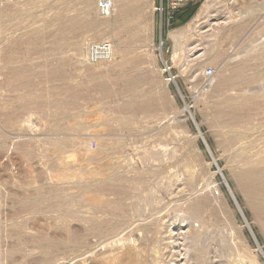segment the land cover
Masks as SVG:
<instances>
[{
	"label": "rangeland",
	"instance_id": "374dc122",
	"mask_svg": "<svg viewBox=\"0 0 264 264\" xmlns=\"http://www.w3.org/2000/svg\"><path fill=\"white\" fill-rule=\"evenodd\" d=\"M97 1L0 0V264H264V0Z\"/></svg>",
	"mask_w": 264,
	"mask_h": 264
},
{
	"label": "built area",
	"instance_id": "2783aa9c",
	"mask_svg": "<svg viewBox=\"0 0 264 264\" xmlns=\"http://www.w3.org/2000/svg\"><path fill=\"white\" fill-rule=\"evenodd\" d=\"M185 0H167L166 10L165 6H161L159 9L161 12L166 11L170 15L178 7H181L184 4ZM97 8L100 15L107 17L111 15L113 8V0H98ZM113 48L111 43L102 42L100 44L92 45L87 52V60L89 62L97 63L100 61H105L111 58ZM214 74V69L209 68L206 70V75L212 77Z\"/></svg>",
	"mask_w": 264,
	"mask_h": 264
},
{
	"label": "trees",
	"instance_id": "16d2710c",
	"mask_svg": "<svg viewBox=\"0 0 264 264\" xmlns=\"http://www.w3.org/2000/svg\"><path fill=\"white\" fill-rule=\"evenodd\" d=\"M197 9H198L197 6L196 7L186 6L182 9L175 11L173 14L169 16L164 13L163 19H162L163 26H164L163 27L164 33H165L166 20H167V23L169 24L168 30L181 27L190 21V19L194 16ZM166 16L168 17L166 18Z\"/></svg>",
	"mask_w": 264,
	"mask_h": 264
},
{
	"label": "crops",
	"instance_id": "0c3cea01",
	"mask_svg": "<svg viewBox=\"0 0 264 264\" xmlns=\"http://www.w3.org/2000/svg\"><path fill=\"white\" fill-rule=\"evenodd\" d=\"M160 2H162V0H150V7H151V14H152V10H153V6L155 4H160ZM140 4V2H137ZM165 3V6L167 5V0L164 1ZM134 6V5H133ZM132 11H133V19L134 20H140V13L137 11L136 8H132ZM136 13V16L134 15Z\"/></svg>",
	"mask_w": 264,
	"mask_h": 264
},
{
	"label": "bare ground",
	"instance_id": "6f19581e",
	"mask_svg": "<svg viewBox=\"0 0 264 264\" xmlns=\"http://www.w3.org/2000/svg\"><path fill=\"white\" fill-rule=\"evenodd\" d=\"M114 4V3H113ZM212 5V4H211ZM210 7V6H209ZM203 8V7H202ZM204 8H205V6H204ZM205 13V12H204ZM203 9H201L199 12H198V14L196 15V17H195V21H198L199 20V18L200 17H202L203 15ZM175 37V36H174ZM112 57V56H111ZM234 121V120H233ZM113 241V240H112ZM103 246V245H102ZM102 246H101V248H102ZM104 247H105V245H104ZM45 252V251H44Z\"/></svg>",
	"mask_w": 264,
	"mask_h": 264
},
{
	"label": "water",
	"instance_id": "95a60500",
	"mask_svg": "<svg viewBox=\"0 0 264 264\" xmlns=\"http://www.w3.org/2000/svg\"><path fill=\"white\" fill-rule=\"evenodd\" d=\"M161 39H162V37H161ZM161 43H163V42L161 41ZM165 65L167 66V63H165ZM167 68H168V66H167Z\"/></svg>",
	"mask_w": 264,
	"mask_h": 264
}]
</instances>
